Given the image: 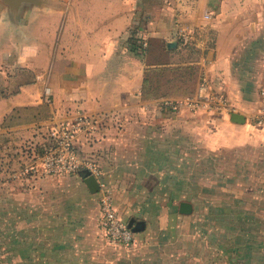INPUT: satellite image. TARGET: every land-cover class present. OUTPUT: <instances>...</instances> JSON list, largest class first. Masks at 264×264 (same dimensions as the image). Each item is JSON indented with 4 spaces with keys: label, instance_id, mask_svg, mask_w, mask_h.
<instances>
[{
    "label": "crops",
    "instance_id": "1",
    "mask_svg": "<svg viewBox=\"0 0 264 264\" xmlns=\"http://www.w3.org/2000/svg\"><path fill=\"white\" fill-rule=\"evenodd\" d=\"M132 39L148 43L144 55ZM179 69L201 74L186 97L175 95ZM167 72L161 88L150 83ZM262 91L264 0H0V158L51 126L49 116L80 106L105 115L97 143L79 145L100 185L136 178V167L162 181L167 164L173 169L177 157L193 156L191 146L179 151L180 139L193 140L201 121L204 172L210 177L213 168L219 188L231 182L244 212L264 210V126L253 123ZM163 107L191 111L184 120L164 116ZM234 115L244 122L235 124ZM114 125L123 130L111 136ZM15 154L26 162L15 169L17 181H35L20 176L32 154ZM71 176L46 178V238L56 239L50 246L73 239L76 222L101 220L95 194L79 174ZM249 253L258 254L251 246ZM188 257L155 264H195Z\"/></svg>",
    "mask_w": 264,
    "mask_h": 264
},
{
    "label": "rangeland",
    "instance_id": "2",
    "mask_svg": "<svg viewBox=\"0 0 264 264\" xmlns=\"http://www.w3.org/2000/svg\"><path fill=\"white\" fill-rule=\"evenodd\" d=\"M144 42L132 39V48L144 55L148 49L147 42V48L142 49ZM176 77L179 84L178 92L174 93L179 97L191 94L202 81L201 74L194 70L179 69ZM169 79V72L161 73L152 75L150 83L161 88ZM171 88L172 85L167 84L164 91L170 93ZM189 111L163 107L162 113L186 120ZM200 123L193 126V140L186 141L185 135L180 139L179 151L182 146L183 150L187 149L186 145L191 146L189 150L193 156L178 155L179 163L173 169L166 165L168 171L162 175V181L156 179L153 172L147 177L141 176V169L136 167L131 171L136 178L125 174L128 176H123L121 182H111V187L104 185L111 191L115 209L123 222L129 225L135 220L146 224L143 232L135 234V241L130 246L109 240L101 220H88L85 224L76 222L71 234L73 239L68 238L60 246L48 245L56 239L46 238V224L50 222L46 219L51 216L46 213V178L17 181L15 169L22 168L26 162L16 158L15 152L17 149L29 152L32 156L27 160L33 164L35 158L42 155V147L51 144L50 128L46 127L19 147L14 145L12 151L9 148L7 159L0 158V264H155L156 261L183 262L187 255L191 261V254L195 264H205L218 257L224 264H264V210L258 207V211L244 212L243 206L237 203L241 193L230 187L232 183L219 188V177L213 174V168L210 177L204 172L203 141L197 133L201 130ZM113 128L111 136L122 133V127L114 125ZM134 130L138 132V127ZM182 130L186 131V128ZM138 143L137 140L132 144ZM169 161L170 157H167ZM258 195L264 197V191ZM95 196L100 210L101 192ZM182 202L193 205L191 215L179 213ZM250 246L257 255L249 253Z\"/></svg>",
    "mask_w": 264,
    "mask_h": 264
},
{
    "label": "built area",
    "instance_id": "3",
    "mask_svg": "<svg viewBox=\"0 0 264 264\" xmlns=\"http://www.w3.org/2000/svg\"><path fill=\"white\" fill-rule=\"evenodd\" d=\"M205 18L210 19V15H206ZM146 48L147 43L144 42L142 49ZM206 84L207 81L204 82L203 89L207 87ZM261 95L263 106L253 121L256 126L260 127L264 126V91ZM221 100L223 101L222 97ZM50 119H52V124L49 126L51 144L42 147V155L37 156L33 164L26 166L20 176L32 175L37 179L64 177L77 175L84 168H88L93 173V167L83 158L79 145L81 139L86 145L97 143L104 133V118L78 106L65 111L61 118L53 116ZM1 172L0 161V178ZM100 192L101 225L106 237L123 246L132 245L135 241V233L118 216L111 191L101 185Z\"/></svg>",
    "mask_w": 264,
    "mask_h": 264
},
{
    "label": "water",
    "instance_id": "4",
    "mask_svg": "<svg viewBox=\"0 0 264 264\" xmlns=\"http://www.w3.org/2000/svg\"><path fill=\"white\" fill-rule=\"evenodd\" d=\"M169 47H176V44L171 43L169 44ZM232 121L235 124H242L244 122L242 117L239 115H234L232 117ZM79 175L86 184L90 193L98 194L100 192L101 185L98 179L96 178V176L92 173V171H90L89 169H85L80 171ZM193 211H194V207L191 203L182 202L179 206V213L182 215H191ZM128 226L135 234L143 232L146 228L145 222L142 221L136 222L135 220H132Z\"/></svg>",
    "mask_w": 264,
    "mask_h": 264
},
{
    "label": "trees",
    "instance_id": "5",
    "mask_svg": "<svg viewBox=\"0 0 264 264\" xmlns=\"http://www.w3.org/2000/svg\"><path fill=\"white\" fill-rule=\"evenodd\" d=\"M51 117H52V116H49L48 119L51 118Z\"/></svg>",
    "mask_w": 264,
    "mask_h": 264
}]
</instances>
